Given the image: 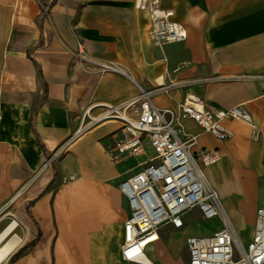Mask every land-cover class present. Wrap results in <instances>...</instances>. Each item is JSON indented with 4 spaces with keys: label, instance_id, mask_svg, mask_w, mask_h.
I'll use <instances>...</instances> for the list:
<instances>
[{
    "label": "crops",
    "instance_id": "obj_1",
    "mask_svg": "<svg viewBox=\"0 0 264 264\" xmlns=\"http://www.w3.org/2000/svg\"><path fill=\"white\" fill-rule=\"evenodd\" d=\"M133 2L0 0V205L9 191L23 201V237H30L20 246L37 234L33 219L42 223L34 207L48 224L47 236L40 227L35 246L14 264H33L36 256L45 264H141L120 254L128 204L118 190L141 159L134 166L111 161L105 149L122 135V123L97 119L107 106L122 107L140 90H151L161 108L175 107L190 93L215 107L241 105L249 112L255 138L238 119L224 122L232 132L224 140L191 119L178 123L184 135L196 136L193 150L220 151L221 159L204 168L206 179L238 243L251 239L256 207L264 201V0H159L187 30L184 42L162 47L151 44L148 13ZM92 61L119 70H101ZM36 133L49 153L68 139L63 152L79 161L86 182L44 190L54 171L43 164ZM44 170L50 173L39 185ZM33 171L36 176L23 183ZM190 214L202 218L194 208L181 228L161 226L146 248L151 264H188L185 238L221 228L219 216L214 228L205 229L193 226ZM46 237V249L37 253Z\"/></svg>",
    "mask_w": 264,
    "mask_h": 264
},
{
    "label": "built area",
    "instance_id": "obj_2",
    "mask_svg": "<svg viewBox=\"0 0 264 264\" xmlns=\"http://www.w3.org/2000/svg\"><path fill=\"white\" fill-rule=\"evenodd\" d=\"M133 5L148 13V35L154 47L186 40L185 26L173 18L171 9L161 7L159 0H134ZM95 63L101 70H119L111 63ZM106 118L119 119L123 128L122 135L105 149L107 157L114 162L141 159L139 170L118 184L128 204L120 248L123 260L151 264L146 248L157 241L161 226L181 228L184 215L195 208L203 218L219 216L222 224L212 234L185 238L188 264H264V201L256 207L250 241L241 246L204 173L205 167L221 159L220 151L193 150L196 136L184 135L178 123L180 118L191 119L203 131L224 140L232 134L224 122L238 119L249 124L255 138L258 129L245 108L215 107L190 93L175 107L161 108L154 103L151 90H140L122 107L107 106L97 119Z\"/></svg>",
    "mask_w": 264,
    "mask_h": 264
},
{
    "label": "rangeland",
    "instance_id": "obj_3",
    "mask_svg": "<svg viewBox=\"0 0 264 264\" xmlns=\"http://www.w3.org/2000/svg\"><path fill=\"white\" fill-rule=\"evenodd\" d=\"M42 8V7H41ZM44 8H47L45 6ZM68 139L58 145L56 149H54L49 157H46L45 161L43 162L44 165L52 164L55 165V169L57 170L56 175L51 184V188L53 189L59 184L62 183H85V177L80 176V168H79V161L74 159L73 157H69L67 154L63 152V149L66 147ZM140 157L128 158L123 160V164L127 166H134L137 165ZM139 165L135 166L138 169ZM38 171V170H37ZM37 171H33L32 175H29L27 179L23 183H26L33 179L36 176ZM13 191L7 192V196L4 202L0 205V231H2L6 226H8L13 221H16L18 225L12 231V233H16L19 236L23 237L24 233L26 232V215L24 211L23 201L21 202L20 198L14 199L13 198ZM203 218V217H202ZM197 219L193 214H190V220L193 226H200L205 229H212L218 223V217L212 218H203ZM199 221V222H198ZM42 223L40 227H42ZM43 229V228H42ZM171 230V229H170ZM9 236V235H8ZM184 250L186 251V247L184 245ZM238 252H235V258H238ZM8 259L6 262L2 264H7ZM29 263V262H27ZM30 263L33 264H45L46 261L44 257L36 256ZM156 264V263H153Z\"/></svg>",
    "mask_w": 264,
    "mask_h": 264
},
{
    "label": "bare ground",
    "instance_id": "obj_4",
    "mask_svg": "<svg viewBox=\"0 0 264 264\" xmlns=\"http://www.w3.org/2000/svg\"><path fill=\"white\" fill-rule=\"evenodd\" d=\"M49 173H50L49 170H44L38 182L39 185H42L44 182L47 181ZM32 212L37 218L41 219L44 232L46 233L47 236L48 224L46 219L42 216L39 207L38 206L34 207ZM17 225L18 223L16 221H13L8 226H6L2 231H0V264L6 262L9 256L23 243V241L30 237V233H26L25 237H21L16 233H12V231L16 228ZM47 243H48V238L46 237L44 241L40 243L39 250L37 251V253H41L42 251H44L47 247Z\"/></svg>",
    "mask_w": 264,
    "mask_h": 264
},
{
    "label": "trees",
    "instance_id": "obj_5",
    "mask_svg": "<svg viewBox=\"0 0 264 264\" xmlns=\"http://www.w3.org/2000/svg\"><path fill=\"white\" fill-rule=\"evenodd\" d=\"M53 4V2L51 3V5ZM49 5V6H51ZM46 13V10L42 9L39 14L37 15L36 17V22L38 24V26H40V19L45 15ZM32 62L34 64H37V62L32 59ZM39 72L41 73V70L39 68ZM45 83V82H44ZM44 95H46V83H45V90H44ZM36 137H37V140L39 141L40 143V146H41V149L43 151V153L45 154L46 157H49L50 156V153L49 151L46 149V147L43 145V143L40 141V137L38 136V134L36 133ZM53 171H54V176L56 175V169H55V166L53 165ZM52 184V180L47 184V186L45 187L44 190H47L50 185ZM34 202V200L30 201L28 203V205L32 204ZM28 205L26 207V211L27 213L30 215L29 213V210H28ZM30 217L32 218V216L30 215ZM33 219V218H32ZM38 231H37V234L35 235L34 238H32L30 241H28L27 243H25L24 245L20 246L16 251H14L8 258V261H7V264H14V262L16 260H18L21 256H23L24 254H26L27 252H29L34 246L35 244L37 243V241L39 240L40 236H41V229H40V226L38 224L37 221H35L33 219Z\"/></svg>",
    "mask_w": 264,
    "mask_h": 264
}]
</instances>
